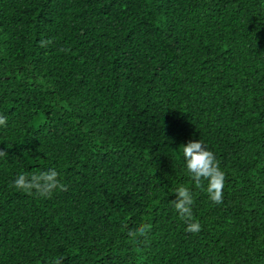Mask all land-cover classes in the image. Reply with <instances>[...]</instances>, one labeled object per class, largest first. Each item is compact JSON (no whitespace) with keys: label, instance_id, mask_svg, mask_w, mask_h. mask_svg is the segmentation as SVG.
<instances>
[{"label":"trees","instance_id":"trees-1","mask_svg":"<svg viewBox=\"0 0 264 264\" xmlns=\"http://www.w3.org/2000/svg\"><path fill=\"white\" fill-rule=\"evenodd\" d=\"M0 114V264H264V0H0Z\"/></svg>","mask_w":264,"mask_h":264},{"label":"clouds","instance_id":"clouds-1","mask_svg":"<svg viewBox=\"0 0 264 264\" xmlns=\"http://www.w3.org/2000/svg\"><path fill=\"white\" fill-rule=\"evenodd\" d=\"M7 124V117L0 114V128L6 127ZM182 152L187 172L195 184L198 187H204V182H206V191L210 200L216 204L222 203L225 173L221 170L214 152L208 150L201 140L192 141L187 143L186 146H182ZM4 155L6 153L0 151V156ZM58 175L54 168L31 177L19 174L13 181V187L25 193L50 198L59 187ZM175 195L176 200L172 203L176 211L182 218H191L194 200L190 189L181 186L176 190ZM200 228L201 225L198 222H192L186 230L197 233Z\"/></svg>","mask_w":264,"mask_h":264}]
</instances>
